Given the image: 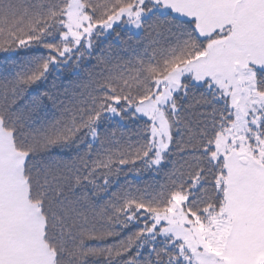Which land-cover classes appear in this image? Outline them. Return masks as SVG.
Returning a JSON list of instances; mask_svg holds the SVG:
<instances>
[{"label": "snow or ice", "instance_id": "1", "mask_svg": "<svg viewBox=\"0 0 264 264\" xmlns=\"http://www.w3.org/2000/svg\"><path fill=\"white\" fill-rule=\"evenodd\" d=\"M0 264H264V0H0Z\"/></svg>", "mask_w": 264, "mask_h": 264}]
</instances>
